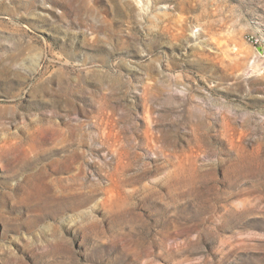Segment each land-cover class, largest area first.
I'll return each mask as SVG.
<instances>
[{"label": "rangeland", "instance_id": "rangeland-1", "mask_svg": "<svg viewBox=\"0 0 264 264\" xmlns=\"http://www.w3.org/2000/svg\"><path fill=\"white\" fill-rule=\"evenodd\" d=\"M0 264H264V0H0Z\"/></svg>", "mask_w": 264, "mask_h": 264}]
</instances>
